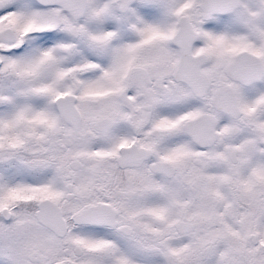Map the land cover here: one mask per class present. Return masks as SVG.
<instances>
[{
    "label": "snow or ice",
    "instance_id": "snow-or-ice-1",
    "mask_svg": "<svg viewBox=\"0 0 264 264\" xmlns=\"http://www.w3.org/2000/svg\"><path fill=\"white\" fill-rule=\"evenodd\" d=\"M0 264H264V0H0Z\"/></svg>",
    "mask_w": 264,
    "mask_h": 264
}]
</instances>
